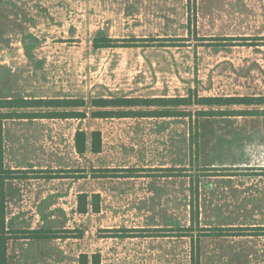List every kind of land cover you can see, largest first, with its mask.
Listing matches in <instances>:
<instances>
[{
  "label": "rangeland",
  "instance_id": "obj_1",
  "mask_svg": "<svg viewBox=\"0 0 264 264\" xmlns=\"http://www.w3.org/2000/svg\"><path fill=\"white\" fill-rule=\"evenodd\" d=\"M20 1L0 0V98L264 96V0H36L31 31ZM107 37L119 46L95 47ZM183 108L194 116L4 121L6 165L21 168L6 210L36 264H190L192 243L205 260L264 264V115ZM95 130L102 151L79 153L77 132L90 146Z\"/></svg>",
  "mask_w": 264,
  "mask_h": 264
},
{
  "label": "trees",
  "instance_id": "obj_2",
  "mask_svg": "<svg viewBox=\"0 0 264 264\" xmlns=\"http://www.w3.org/2000/svg\"><path fill=\"white\" fill-rule=\"evenodd\" d=\"M136 40H138L136 38ZM148 41L159 40V38H145ZM181 40V38H177ZM119 46L112 38H97L95 47H116ZM264 104V96H201L195 91H191L186 96H118V97H94L86 99L83 97H5L0 98V264H8V233L6 224V181L16 178L15 173L19 170L8 168L5 164V139L4 121L10 118H85L90 109L94 118H140V117H190L194 115L192 111L183 107L207 106V110H198L199 116H235V115H264V110H235L216 109L223 106H254ZM40 109L37 112H18V109ZM4 109H9L7 111ZM94 153L102 151V133L95 130L91 133L90 146L88 136L84 131H78L76 135V149L83 154L88 149ZM171 169V168H168ZM130 175V174H129ZM88 195L80 194L79 210L85 213L89 210ZM100 194H95L93 199L97 202L93 205L95 212L100 211ZM197 200L191 201V219L198 221L200 217V206ZM192 230L191 227L184 228ZM229 230L241 231L238 235H244L247 227H232ZM255 229V228H252ZM260 229V228H257ZM262 229V228H261ZM205 230V229H204ZM41 230H33L34 236L41 237ZM49 237V235H43ZM196 247V246H195ZM192 264H200L199 250H195ZM82 264H88L87 255L82 256ZM93 264H100L99 256H94Z\"/></svg>",
  "mask_w": 264,
  "mask_h": 264
},
{
  "label": "crops",
  "instance_id": "obj_3",
  "mask_svg": "<svg viewBox=\"0 0 264 264\" xmlns=\"http://www.w3.org/2000/svg\"><path fill=\"white\" fill-rule=\"evenodd\" d=\"M18 7L15 8L14 12H18L20 11L19 14H23V12H21V10H24L27 14L25 15L26 17L24 18L23 21H21L22 23V28H25L26 26H29L28 29L29 31H31L32 27H31V21L28 20V17H30L31 19V16L36 14L37 10L38 12L41 11V6H40V3L37 4L36 6V0H23V1H20L18 2V4H16ZM21 16V15H19ZM29 21V23H28ZM34 28V27H33ZM26 32V31H24ZM28 32H26L25 34L21 35L22 37H24L25 35H27ZM5 127V125H4ZM4 139H5V155L7 156V150H6V136H5V128H4ZM5 156V164H8V158ZM8 168H11V169H21L19 168L18 166H9V165H6ZM7 190V189H6ZM8 200L6 199V202ZM7 206V204H6ZM18 216L16 218L15 214H12L11 216L8 215L7 213V210H6V224H7V229L10 231L8 233V236L10 237L9 240H8V264H26V263H29V264H36V259H35V256H36V248L33 247L34 246V243L33 241H30L29 239H25L24 236L21 235V233H16V232H20L21 230H19L21 227H18L17 226V223H19V220H18ZM242 227H245V226H242ZM15 229V230H14ZM29 240V241H28ZM196 243H192V251H191V258H190V264H192L193 262V256L195 255V250H199V254H200V264H204V262L206 263H214V264H217L218 263V260L220 257V254L218 253H213L209 258H207V260L204 259L203 257V254H202V251L199 248L195 247ZM86 255H88L87 253H85ZM97 256H99V260H100V264H102V256H101V253L100 255L99 254H96ZM205 255V254H204ZM225 258V257H223ZM94 260V259H93ZM87 261H88V264H92V259L90 260L89 256L87 258ZM110 261H112L110 259ZM222 264V259L219 260ZM91 262V263H89ZM220 264V263H219Z\"/></svg>",
  "mask_w": 264,
  "mask_h": 264
}]
</instances>
